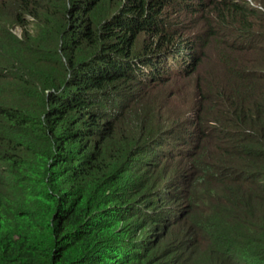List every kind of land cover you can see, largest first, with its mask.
<instances>
[{
	"label": "trees",
	"instance_id": "trees-1",
	"mask_svg": "<svg viewBox=\"0 0 264 264\" xmlns=\"http://www.w3.org/2000/svg\"><path fill=\"white\" fill-rule=\"evenodd\" d=\"M209 1L242 55L220 49L186 118L148 131L131 90L200 61L178 30L202 0H0V264H264V0Z\"/></svg>",
	"mask_w": 264,
	"mask_h": 264
},
{
	"label": "rangeland",
	"instance_id": "rangeland-1",
	"mask_svg": "<svg viewBox=\"0 0 264 264\" xmlns=\"http://www.w3.org/2000/svg\"><path fill=\"white\" fill-rule=\"evenodd\" d=\"M188 6L195 9V3L196 0H187ZM204 5L201 9L193 10V11H187L184 10L180 11V16L183 19V23L179 25L178 32L181 33L182 38H188V39H196V41L200 40L206 41L205 46H201L200 42H197V49H201V55L202 58L200 61H197L194 65V68L187 74V77H168L167 75H163V77L158 81L156 84H154L155 87L151 88H143L139 89L138 87L133 88L131 90V93L138 94L139 92V105L142 108V111H145L146 107H152L151 113L149 116H154L153 119L148 118V122L146 125L144 124L145 130H151L153 131L156 124L159 123L160 127L165 123V119L169 120H183L186 118V115H183V113H190V105L193 101L192 96L197 97V93L195 92L196 88L199 84L203 85V81L200 80V76L202 75V78H206L207 80H215L217 79L214 75L221 73L222 70V61L219 60V57L217 56L220 49H223L224 52H227L228 54H232L230 50L224 47H220L219 45H216V41L218 38H222L221 40L224 42H231L232 39L225 36L226 32L223 28L215 27V34L209 35L208 31V24L210 23L212 26L215 20H217V14L213 11L212 4H209V0H202ZM218 1V3H224L226 0H214ZM229 2L238 3L239 5H243L246 0H228ZM249 4L251 3V6H253L252 0H247ZM222 6V4H221ZM248 6V5H247ZM254 7V6H253ZM217 25V24H216ZM214 29V27L212 28ZM220 29V30H219ZM222 29V30H221ZM14 31L16 34L21 35L20 31L14 27ZM145 36V37H144ZM150 35H142L137 37L135 43H139L140 45H144L147 43L148 40H150ZM231 40V41H230ZM199 45V46H198ZM232 55H242L236 52H233ZM249 56V55H248ZM252 57L258 58L257 56H249L245 57L248 60H253ZM240 59L239 62H242L243 58ZM210 74V75H209ZM167 76V77H166ZM216 81V80H215ZM125 92V91H124ZM138 105V106H139ZM140 113V112H139ZM137 114V113H134ZM146 116V115H145ZM164 119H162V118ZM187 118H189L187 116ZM150 120V121H149ZM189 121H191L189 119ZM154 122V124H153ZM164 129V127H162ZM150 131V132H151ZM128 135L124 133L122 139L125 140ZM213 139V138H212ZM214 140V139H213ZM213 143H216L219 145L220 143L216 142L215 140ZM215 144V145H216ZM182 146V145H181ZM184 146V145H183ZM185 148H188L190 151L194 149L189 145L186 144L184 146ZM162 150H166L165 148H162ZM145 155V154H144ZM178 154L170 153L168 157H166V169H170L171 172H176L178 175L185 176L191 174V172L194 173V175H197L196 169L193 168L190 165V158H177ZM187 156L191 157V154H187ZM164 160V159H163ZM154 163L155 166L158 165L156 162ZM161 167V166H160ZM157 170V169H156ZM156 172H150L147 171L146 175H153ZM156 175V174H155ZM119 181V180H118ZM124 181V180H123ZM123 181H119L123 183ZM115 199L111 201V207H116L118 205H122L124 208H130L132 205L137 203L135 198H131V196L128 193H123V191L115 190ZM113 196V195H112ZM133 218H128L125 222H119V228L120 235H125L126 238H130L133 242L137 241V236H132L131 230L126 225V223L130 222ZM161 235V234H160ZM141 238V237H140ZM153 241H157L158 237L151 238ZM159 239H164L162 236H160Z\"/></svg>",
	"mask_w": 264,
	"mask_h": 264
},
{
	"label": "clouds",
	"instance_id": "clouds-1",
	"mask_svg": "<svg viewBox=\"0 0 264 264\" xmlns=\"http://www.w3.org/2000/svg\"><path fill=\"white\" fill-rule=\"evenodd\" d=\"M253 6H255L254 4H252ZM256 7V6H255Z\"/></svg>",
	"mask_w": 264,
	"mask_h": 264
}]
</instances>
